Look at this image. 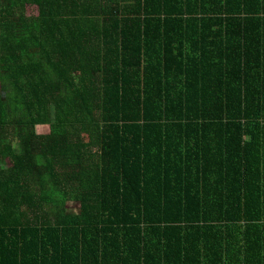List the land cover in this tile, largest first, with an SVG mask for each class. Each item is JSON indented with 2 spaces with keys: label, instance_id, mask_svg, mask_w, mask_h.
<instances>
[{
  "label": "trees",
  "instance_id": "trees-1",
  "mask_svg": "<svg viewBox=\"0 0 264 264\" xmlns=\"http://www.w3.org/2000/svg\"><path fill=\"white\" fill-rule=\"evenodd\" d=\"M0 264H264V0H0Z\"/></svg>",
  "mask_w": 264,
  "mask_h": 264
},
{
  "label": "rangeland",
  "instance_id": "rangeland-1",
  "mask_svg": "<svg viewBox=\"0 0 264 264\" xmlns=\"http://www.w3.org/2000/svg\"><path fill=\"white\" fill-rule=\"evenodd\" d=\"M36 132L37 133H47L48 132V126H37V128H36ZM6 165V164H5ZM68 208L70 209V210H72L73 208H75V204H69V206H68Z\"/></svg>",
  "mask_w": 264,
  "mask_h": 264
}]
</instances>
